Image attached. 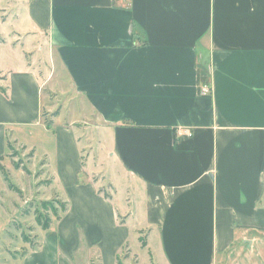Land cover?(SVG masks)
Here are the masks:
<instances>
[{
  "label": "crops",
  "instance_id": "crops-1",
  "mask_svg": "<svg viewBox=\"0 0 264 264\" xmlns=\"http://www.w3.org/2000/svg\"><path fill=\"white\" fill-rule=\"evenodd\" d=\"M12 3L11 31L33 40L0 45V157L11 141L36 148L38 131L67 203L22 264H74L82 250L85 264H117L140 232L163 264H264V0ZM40 34L42 81L25 57ZM66 85L94 119L110 199L80 177L75 121L43 123L44 89Z\"/></svg>",
  "mask_w": 264,
  "mask_h": 264
},
{
  "label": "rangeland",
  "instance_id": "rangeland-1",
  "mask_svg": "<svg viewBox=\"0 0 264 264\" xmlns=\"http://www.w3.org/2000/svg\"><path fill=\"white\" fill-rule=\"evenodd\" d=\"M15 13L16 8L12 0H0V45L12 38L15 44L24 48L30 45L33 39L24 34L18 37L11 31L18 25L14 20ZM34 46L40 47V51ZM46 47V35L40 34L33 42L30 52L25 55L26 59L34 60L32 66L41 81L50 71L46 62L48 58L45 54ZM9 52L7 48H4L1 52V59L7 60ZM13 54L11 53V56ZM66 87L65 92L62 93L48 92L44 89L42 112L46 119L53 121L52 129L60 121L65 122L66 126L70 125L68 121H75L71 128L77 134L84 167L83 175L80 177L82 181L89 179L97 183L98 190L108 191L111 188L107 184L106 170H103L108 169L105 163L107 153L99 146L98 130L92 124L94 119L82 113L84 109L81 97L70 91L69 86L66 85ZM75 106L79 107L78 111L75 110ZM55 112L57 115H52ZM39 134L38 131H34V138L27 140L29 144L34 143L36 148L31 146L32 144L27 145L24 141L15 140L9 142L10 149L7 155L0 157V264H22L25 255L38 248L42 229L36 221L37 214L47 216L52 221V225L57 223V219L52 215V209L57 210L58 215H62L61 208L56 201L65 203V199L58 185L53 181L52 163L47 160L46 155L40 152L41 143L36 144L40 140ZM125 193L126 187L123 182H120L114 199L118 208L124 207ZM139 235V243L134 234L131 236V247L129 248L130 245H128L122 250L119 257L120 263L163 264L158 241L150 242L152 256L146 249L145 232H140ZM82 244L85 245V243ZM91 252H95V249ZM83 256L82 250L78 253L74 264H85ZM241 259L243 262L240 259L228 261L229 264H244L245 259ZM92 261L93 264H101L96 257ZM257 264L262 263L257 261Z\"/></svg>",
  "mask_w": 264,
  "mask_h": 264
},
{
  "label": "trees",
  "instance_id": "trees-1",
  "mask_svg": "<svg viewBox=\"0 0 264 264\" xmlns=\"http://www.w3.org/2000/svg\"><path fill=\"white\" fill-rule=\"evenodd\" d=\"M200 72L201 73H198V76H201L202 74H203V76H206L204 70H202ZM0 90L4 95H7V88H3L0 86ZM52 115L56 116L57 112H55ZM41 116H42V120H43L44 125L47 128H51L53 126V121L46 119L45 114L43 112H42ZM98 193L101 194L105 199L111 198L110 194L106 190H104V191L98 190ZM56 203L61 208L62 215H58L57 210H54V209H52V213H53L52 215H53V217H55L57 219V221H59L61 219V217L67 212V204H65L66 202L65 203L60 202L59 200H57ZM36 221L41 226L42 231H48L52 228V221L50 219H48L47 216L44 217L41 214H37L36 215ZM91 263L93 264V261ZM117 264H121L119 258L117 259Z\"/></svg>",
  "mask_w": 264,
  "mask_h": 264
}]
</instances>
